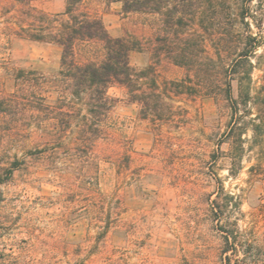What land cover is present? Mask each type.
I'll use <instances>...</instances> for the list:
<instances>
[{"label": "rangeland", "instance_id": "374dc122", "mask_svg": "<svg viewBox=\"0 0 264 264\" xmlns=\"http://www.w3.org/2000/svg\"><path fill=\"white\" fill-rule=\"evenodd\" d=\"M89 3L114 38L135 40L146 27L149 51L130 55L137 73L152 65L160 84L187 77L167 61L155 64L157 17L126 14L121 3ZM258 3L263 27H251L264 37V0L253 6ZM65 6L66 0L40 4L49 13ZM206 45L212 56L210 38ZM260 55L264 47L253 59L256 69L245 87L249 98L241 100V86L232 84L237 115L225 99L185 96L174 105L186 117L155 131L150 122L140 121L137 105L120 103L115 114L127 124L123 133L131 160L124 164L119 145L111 178L96 172L81 176L78 168L67 175L68 190H62L58 178L35 162V149L11 148L3 165L17 164L0 185V264H264ZM12 58L17 67L48 74L59 67L61 49L19 40ZM110 94L124 98L117 87Z\"/></svg>", "mask_w": 264, "mask_h": 264}, {"label": "trees", "instance_id": "16d2710c", "mask_svg": "<svg viewBox=\"0 0 264 264\" xmlns=\"http://www.w3.org/2000/svg\"><path fill=\"white\" fill-rule=\"evenodd\" d=\"M44 1L0 0V185L17 164L3 165L13 147L35 149V162L58 178L62 190H68L67 175L78 168L81 176L96 172L111 178L119 145L124 164L131 160L123 133L127 124L115 114L120 103L137 105L140 121L158 131L176 123L177 116L186 117L174 105L185 96L225 99L235 115L233 82L241 86L239 98H249L245 87L252 83L253 59L264 47V37L251 27H263L256 0H103L121 3L126 14L157 17L155 64L164 60L187 74L162 84L154 66L139 74L130 63L133 51L150 49L145 26L135 40L114 38L89 0H66L59 13L42 9ZM19 40L60 48L59 67L48 74L17 67L12 48ZM257 58L264 72V55ZM114 87L124 92L123 99L110 94Z\"/></svg>", "mask_w": 264, "mask_h": 264}]
</instances>
